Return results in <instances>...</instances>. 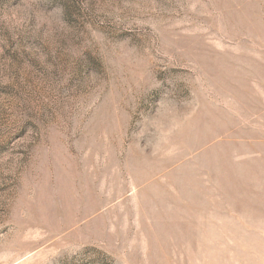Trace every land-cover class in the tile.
<instances>
[{
  "label": "rangeland",
  "instance_id": "obj_1",
  "mask_svg": "<svg viewBox=\"0 0 264 264\" xmlns=\"http://www.w3.org/2000/svg\"><path fill=\"white\" fill-rule=\"evenodd\" d=\"M0 264H264V0H0Z\"/></svg>",
  "mask_w": 264,
  "mask_h": 264
},
{
  "label": "bare ground",
  "instance_id": "obj_2",
  "mask_svg": "<svg viewBox=\"0 0 264 264\" xmlns=\"http://www.w3.org/2000/svg\"><path fill=\"white\" fill-rule=\"evenodd\" d=\"M203 138V137H202ZM199 139V138H198ZM203 142V141H202ZM230 145V144H229ZM223 148H225V147H223ZM228 148V147H227ZM229 149V148H228ZM236 149V148H235ZM238 149V148H237ZM147 171V170H146ZM234 173V172H233ZM237 174H238V172H237ZM151 187V186H150ZM153 189V188H152Z\"/></svg>",
  "mask_w": 264,
  "mask_h": 264
}]
</instances>
